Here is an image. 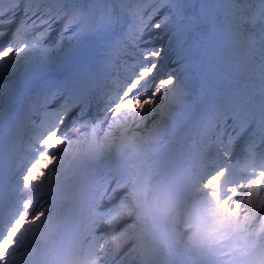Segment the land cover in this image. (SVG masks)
I'll use <instances>...</instances> for the list:
<instances>
[{
	"label": "snow or ice",
	"instance_id": "snow-or-ice-1",
	"mask_svg": "<svg viewBox=\"0 0 264 264\" xmlns=\"http://www.w3.org/2000/svg\"><path fill=\"white\" fill-rule=\"evenodd\" d=\"M161 35L167 40L161 42ZM5 36L0 80L2 69L14 72L18 59L24 60L27 71L48 64L66 43L95 40L99 53L92 66L44 82L48 103L75 97L73 106L79 107L83 100L90 110L95 100L114 116L138 112L144 118L163 97L173 98L183 108L192 92L193 75L204 72L193 113L202 125L201 142L206 140L207 150L214 148L215 153L201 159L203 175L198 183L207 198L204 212L220 224L230 223L235 199L231 193L236 191L225 190L233 167L230 161L241 146L249 153L264 152V0H0V38ZM114 53L117 63L123 62V72L96 99L91 85ZM16 83L9 87L17 90ZM4 88L0 83V94ZM128 102L132 109L113 112ZM73 106L46 114L55 123L40 138L47 151L33 158L21 176L25 189L52 166L51 151L63 143L60 132ZM84 114L82 108L77 118ZM32 208L26 200L24 210L0 235V264H9L8 252L16 247L17 237L43 218V211L33 214Z\"/></svg>",
	"mask_w": 264,
	"mask_h": 264
},
{
	"label": "rangeland",
	"instance_id": "rangeland-1",
	"mask_svg": "<svg viewBox=\"0 0 264 264\" xmlns=\"http://www.w3.org/2000/svg\"><path fill=\"white\" fill-rule=\"evenodd\" d=\"M166 40V35L160 36L161 42ZM5 43L6 41L1 42L0 48H2ZM73 44L68 45L67 48L64 46V49L56 56L57 59L55 61H53L54 57L52 58L50 63L53 62L55 64L53 69L40 70V65L36 66V68H29L26 71L25 64L20 70H15L14 72L11 69H2L4 75L3 79L0 80V83L5 85L4 90H6H3L5 95L0 97V106L9 102L8 107L11 108L10 111H6L4 114L2 113L3 115L1 116L3 118H12L16 123L24 125H26V123L30 124L32 113L34 112L40 115V105L48 102L49 93H46L45 96L39 98V100L37 99L39 90L46 87L44 83L45 81L59 80L58 78L62 76L60 74L62 71H64L65 76L63 78H65L70 74H74L72 68H74V70L77 69L75 71L76 73L85 66H92L93 60L99 53V44L95 40H89L79 44L75 42ZM109 63L105 65L103 73L98 76L94 83H92L90 88L91 94H93L96 88H98V85L101 86L105 70ZM205 63H207V59L205 60ZM215 75L216 73L214 71L210 73V76L214 77ZM203 76L204 72H197L193 75L190 81L192 92L191 95L185 98L183 108L171 97L161 98L159 102L163 104L162 110L159 113H156L154 110L151 114L148 113L146 117L139 118L137 121L139 129L136 130V134L116 135L114 141L109 142L108 144L96 143L94 139L91 137L89 139L88 137L84 141H80L73 145L75 148H73L72 153L81 147V156L79 155L78 158L76 154L72 155L67 162L66 168L63 166L65 162H63V165L60 167L57 165L49 167L44 174L45 176H43L41 187H34L33 191L27 194L28 196L32 195L30 201L33 205V214L40 212L43 207H49L51 206L50 203L53 204L55 202L56 196L53 197V195H51L48 185L50 184V186H54L55 184H65V181L62 179L67 174L76 172L78 168L77 165H80L84 162L83 160H85L88 167L92 168L91 175L86 179L87 184L85 183V189H87V193H89V191L92 193L89 195V203H85H88V205L87 209L84 210V214L88 219L90 216H93L92 219H94L96 229H109L112 225L115 226L117 224L119 217H123L124 215L128 217L126 219V227H128V224L130 223L135 229L132 233L134 234L133 242H128L123 248L118 250L119 245L124 243L126 239H120V242L117 240L115 244H112L110 252L108 251V253H106L108 254V257L106 256L103 258L105 262L107 261V263L103 262V264H114L113 261L115 257H117L115 259L116 261L121 257L120 254L127 255L130 249L133 248L135 244H139V242L140 245L142 242L143 244H145V242H157L158 246L162 244L168 251L175 249L171 242H188L191 244L192 242H197L199 236L200 243L205 242L206 244H210L211 242H231V232L239 231L246 225V223L242 222L241 224V221L236 220V217H234L235 213L231 211L232 215L229 217L230 223L221 224L220 227L217 228L218 234L216 235L211 230L215 226V221H217V219L208 216L201 209L202 206H204L203 201L201 203L199 202L200 200H194V198L189 201L187 198L191 194L180 193L178 189V184H180L183 175L187 174L188 167L192 165V163L188 161L193 159L195 155L191 149H187V152L182 154L184 151L180 150V146H176L175 144L178 143L179 139L183 140L186 135L190 134L187 133L184 136L180 135V132H184L181 130L187 126L195 125V132L196 130L198 133H201L202 131V125L198 124L194 118L193 109L197 106V102L200 98ZM13 81L17 82V90H13L9 87ZM96 96L97 93H95V97ZM98 96H100V90H98ZM190 105L192 106V109L188 108ZM134 113L137 114L136 112ZM130 114H133V112ZM157 115L159 116V120L155 122ZM71 122L72 120H69L68 124H72ZM2 130H5V127L2 128ZM55 152L53 156L55 155ZM180 152L181 155H179ZM178 155L179 157H176ZM68 156H70V154H68ZM169 159H172L173 163L174 161L179 162L182 166L179 169L175 168L177 171L174 172V175H171V172L169 171L170 169L166 168V166L169 165ZM102 160L107 163H102V165L98 166ZM20 161L18 159V165L21 163ZM72 162L74 164H72ZM186 164L187 168L183 169V166ZM123 168L128 169L127 174H125V171L121 173ZM47 173L52 175L48 177ZM116 173L117 176L114 178ZM246 173L248 172H245L244 174L248 175ZM57 176H60V179L57 178ZM169 176H173L176 181L174 185L167 180ZM245 177H248L251 180V194L254 198L257 191L253 180L254 176L248 175ZM157 179L162 182L163 192L158 191L157 193H154V188L155 190H158ZM236 179L238 178H235L234 181H236ZM43 181H46L49 184L45 185ZM151 181L155 184L151 183ZM230 183L231 182H228V184ZM195 184H198L197 181H195ZM153 186L154 188L152 189ZM198 187L199 190H201L200 186ZM83 188L84 186L81 187V189ZM66 194L68 197L71 196L68 192ZM97 197L99 199L94 201ZM113 203H120L119 206H125L126 210L124 209L121 212H116V206H113ZM56 206H58L57 203H55V207ZM200 210L203 212L199 213L198 211ZM256 211L258 213L259 208H252V212H249V218H251L253 214L257 215V213H255ZM133 212L139 213L141 216L135 218ZM194 213H199V215L195 216ZM45 217L46 216L44 215L43 218L37 222V227L43 223L42 221ZM54 217H56L55 214L51 220L54 219ZM193 217L196 219L195 221L192 219ZM236 221L240 223H236ZM263 223L264 222H262V224ZM85 224L86 223H84V225ZM202 224L208 227V230L200 231L198 233L195 226H200ZM148 227H150V230H148ZM257 227L258 225H256L253 230H256ZM117 228L118 225L116 226V229ZM142 228L144 230L147 228L145 235H143V237L136 235ZM261 229L262 228H259V230ZM80 230L81 228H79L78 234L74 236L75 239L73 240L76 249L80 246V242L83 240ZM121 230L122 237L125 234H127L126 236H130L128 231L125 229ZM29 232L30 230H28L27 227L24 232L18 236L17 241H19V237H21V241L17 246L18 248L16 247L13 252H8L9 264H18V261L23 258V254L20 252L22 250H28V247L32 245V242H30L31 240L27 238V236L30 235ZM113 233L115 234V232H112V234ZM256 233H258V231L251 232L250 235H248L250 242H252L254 234ZM112 234H109L108 236H112ZM31 239L34 240V237ZM210 247L211 248L207 250H210V252L205 251V249L197 251L199 252L197 254H199L200 260L202 257L205 258L207 264H214L210 260L208 261L209 258H207L206 255L209 254L218 255L220 259L219 264H229V262L240 264L236 260H242L244 257L242 256L241 259H238L235 256L219 255L217 249H214L212 246ZM95 253L97 255L98 251ZM99 253L102 254V251L99 250ZM107 258L112 260H107Z\"/></svg>",
	"mask_w": 264,
	"mask_h": 264
},
{
	"label": "bare ground",
	"instance_id": "bare-ground-1",
	"mask_svg": "<svg viewBox=\"0 0 264 264\" xmlns=\"http://www.w3.org/2000/svg\"><path fill=\"white\" fill-rule=\"evenodd\" d=\"M54 36H55V33H53V39H54ZM7 39H8V37L5 36L4 40L7 41ZM73 43H75V42L66 43L65 48H67L68 45H72ZM59 54L60 53L55 54L53 56L54 57L53 61H55L57 59L56 56ZM118 59H119L118 55L113 54L112 60L105 70L104 78L101 82V86L98 85V88H96V92H97L96 99H99L104 92L108 91L112 85V81L118 78L119 73L123 72V67H124L123 62L120 61L119 63H117ZM24 64H25L24 60L18 59L15 70H20ZM54 65L55 64L53 62H51V63L49 62L48 64H46L44 66L41 65L40 70L41 69L42 70L43 69H48V70L53 69ZM38 66H40V65H38ZM5 69H10V68H5ZM60 74L62 76H60V78H58V79H62L65 76L64 71H62ZM98 90H100V96H98ZM46 93H48V91L46 90V87L41 88L39 90V95L37 96V99L39 100V98H42L43 96H45ZM3 95H5V94L4 93L0 94V97ZM65 102H66V104L70 102L72 105H75L77 103V100L75 97H67V96L61 97V98H58L55 101L51 102L52 105L51 104H48V105L47 104H41L40 109L45 110V108L48 107V108L53 109L52 111H55V112L60 111L61 107L63 106V104ZM79 104H80L79 107H75V106H73V107L75 109H77L76 112H78V113L83 108L85 110V114L83 117L79 118L75 123H72L71 125H65L64 124V126L62 127V130L60 132V136L63 137V143H61L58 147L53 149V151H57V153L53 156L55 159H54V162L52 163V166L57 165L60 167L61 165H63V162L66 163L67 159L69 158L68 154H70V155L72 154V151H73L72 146L77 144L80 141H84L88 137H89V139H90V137L92 139H94V141L96 143H100V144L107 143L108 144L109 142L114 141V138L116 135H134V134H136V130L139 129V125H138L137 121L139 118H141V116L138 112H136L137 114H135L134 112H133V114H130L132 112H122L119 116H114V115H110V114L104 112L102 104H97L96 102H94L91 105V107L93 106V108L90 110L85 106V102H79ZM7 105L8 104L5 103L4 105H2L0 107H2L4 109L5 107H7ZM135 106L139 107V104L137 103ZM131 107L132 108L134 107L133 103L128 102L126 104L120 105L117 109H114L113 112L114 113L119 112L120 108L131 109ZM162 108H163V104L158 102L156 105V108H155L156 113H159L162 110ZM188 108L192 109V106L190 105ZM151 113L152 112H149V114H151ZM33 117H34L35 121H32ZM194 118H195V116H194ZM158 120H159V116L157 115L155 122H157ZM51 122H52L51 116H47L46 113H44L42 116H39V115H37V113H34V112L32 113V118H31L30 124L27 123V125L20 128V132L22 133V138L20 139V143L17 146V148L20 149V154H23V150H25V146L27 144H31L34 141L36 142V140L38 139V136L41 133L47 132L45 130V128H46L45 124H47L49 126ZM194 127H195V125L187 126V127L183 128V130H181V131H184V132L183 133L180 132L181 136H184L187 133H190V134L186 135L183 138V140L179 139L178 143L175 145L180 146L182 149H185V150L191 148L190 147V146H192L191 144H196V143L198 145H201L204 148H207V141H204L203 143L201 142V135H200V133L197 132V130L195 132ZM20 144H21V148L19 147ZM82 145H84V144H82ZM60 146H61V148H60ZM261 152L262 151H257L256 153H249V152H247V150H245V152L242 154V157H241V155L239 156V158L241 157L239 160H237L236 162L233 161L234 162L232 164L233 167L229 170L228 175L226 176V180L228 182H231V183L226 186L225 190H227L228 187L236 189V191H233L231 193V195L235 196V199L232 200L231 205H230L231 211H233L235 213L234 217H236V220L241 221V224H242V222L246 223V225H247L246 228L240 229L239 231H235L233 234H231V239H230L231 242H211L210 244H206L205 242L200 243L199 242L200 236H199L198 242H192L191 244L187 243L188 245L186 244V245L182 246V248L174 246V248L180 249V251H181L179 254L180 259H182L185 262L187 261L189 263L188 260L191 259V256L194 253H196L199 250H204V249H205V251H207L209 248H211L210 246L214 247V249H217L219 252L218 253L219 255L236 256L238 259H241L242 256H244L242 260H237L241 264H246V261L248 259H250L247 257L248 248L253 243H251V244L249 242L237 243L236 241H244L246 239L247 234L251 230H253V228L256 225H259L262 222H264V178H262V176H261V174L264 173V152H262V153ZM214 153H215L214 148L211 151H208L206 149V151H204L202 153V155L197 158L196 163H194L188 167L187 174L183 175L180 184H178V189H179L180 193L191 194L187 198L189 201L193 200V198H194V200H198V201L200 200L199 202H201V203L203 201L205 207L207 206V204H206L207 198L205 197L203 192L201 190H199V187H198V186H200L198 183L199 177L201 175H203L201 159L203 158L206 161L207 159L211 158L214 155ZM260 153H261V158L258 159L255 163L257 165L261 166L262 168L260 170H259V168H256L257 171L253 172L254 173L253 180L255 183L256 190H257L255 193V197L253 198L252 194H251V180H250V178L245 177L248 175H245L244 172L248 171L247 169L251 165V161H248V159H251L254 154H260ZM32 159H33V157H32ZM26 162H27V165L25 164V166H22V168H20L18 171L12 170V172H10V173L7 172L8 173V179L11 178L10 182H13V181L16 182V185L18 188L23 187V183L21 181V176H22L23 172L25 170H27L28 164L31 163L30 160L29 161L27 160ZM102 163H107V162L102 160L98 166L102 165ZM230 163H231V161H230ZM197 164L199 165L200 169L197 166ZM166 168L172 170L173 172H176V170L172 166H166ZM124 171H125V174H127L128 169L123 168L121 170V173H123ZM117 173L114 175V178H116ZM15 175L17 177L15 178V180H13V176H15ZM234 177H238L240 180L234 181ZM167 180L172 184H174L176 182L174 180L173 176H169L167 178ZM195 181H197L198 184H195ZM212 182L215 183V180ZM40 183H41V180L39 182H37L36 185L40 186ZM6 184L9 185V182ZM157 184H158V190H163L162 182L159 181L158 179H157ZM97 189H98V187H97ZM29 198L30 197H28L27 199L20 201L16 204L14 203L10 213L7 214L6 219L2 220L0 222V231L2 229H7V227L11 223V220L13 218H15V216L21 212V211H18L19 207L22 206V208H23V203L26 200H29ZM197 198H199V199H197ZM97 199H99V198L98 197L95 198L94 201ZM119 204L120 203H116L113 205V206H116V212H121L124 209L126 210L125 206H119ZM117 206H119V207H117ZM204 206H202V208H201L203 211L205 209ZM252 208H254V209L259 208V211H258L257 215L254 214L253 217L249 220V212H251ZM221 209H223V205H221ZM202 210H200L198 212L202 213L203 212ZM41 211L44 212V215L46 216L45 218L51 217L54 213V210L51 206L43 207ZM199 213H194V215L198 216ZM72 218H76V220L78 222L85 220L86 222L85 221L84 222L86 224L83 227H81V230H80L82 233V236H83V240H82V242H80V246L77 247V249H76L74 247L75 242H69V244H70L69 250H74L76 254L83 255V254H86L88 252H94V251L97 252V249H100V251H102V254H100L99 251L97 253V255L100 257L99 264H103V262H105L103 258H105L106 256L108 257V254H106V253H108V251L110 252V249L112 247L111 243H105L107 241V239L111 236H108V237L104 236L105 234L110 233V232H115V234L113 233L112 236L118 237L117 240L119 242L121 241L120 239H123V238L126 239L124 241V243L119 245L118 250L123 248V246L125 244H127L128 242H131V240H132L131 235L126 236L127 234H125L122 237V234H121V232H122L121 229H125L126 231H129V233H132V231H133V226H131L130 223L128 224V227H126V224H127L126 219L128 217L125 215L123 217H119L117 224L115 226L112 225V227H110L109 229H107V228L96 229L95 224H94V219H92L93 216H90V218H89L90 220H89L88 217L85 214H83L81 211L80 212L76 211V215H74ZM192 219L194 221L196 220L194 217ZM213 221H215V220H213ZM238 221H236V223H240ZM117 225H118V228L116 229ZM220 225H221L220 223L215 221V226L213 227V229L211 231L217 235L218 234L217 228L220 227ZM32 228H33V233H35L37 231V223L35 225H32ZM195 228H196V231L198 233L200 231H207L208 230V227L204 226L203 224L200 226H195ZM258 236H259L258 242H255L253 245V247H255L253 255L256 253V251L260 247L264 246V224H262V229L259 232ZM96 237H98V238H96ZM222 238H224V237H222ZM90 241H92V242H90ZM58 243H60V242H58ZM240 243H243L244 246ZM18 244H19V242L16 243V247L18 246ZM59 245H61V244H58V246ZM16 247L9 249V252H13V250ZM30 248H32V247H30ZM138 248L139 247L136 246L135 248L131 249V251L127 255L120 254L121 257L118 260H116L115 264H150V263H142L138 259L135 258L139 254V252L141 251V250H138ZM21 252H22V254H25L24 250ZM209 252H210V250H209ZM206 256L209 257V260L212 263L219 264L220 259H219L218 255L209 254ZM116 258L117 257H115L114 259H116ZM107 260H112V259L107 258ZM243 260H245V261H243ZM105 263H107V261Z\"/></svg>",
	"mask_w": 264,
	"mask_h": 264
},
{
	"label": "clouds",
	"instance_id": "clouds-1",
	"mask_svg": "<svg viewBox=\"0 0 264 264\" xmlns=\"http://www.w3.org/2000/svg\"><path fill=\"white\" fill-rule=\"evenodd\" d=\"M76 155L80 152L76 151ZM45 232V225L41 223L38 227L36 239L40 240L32 264H99L100 257L95 252H88L83 255L76 254L74 250H59L49 243L47 238L41 236ZM118 237L111 236L105 243L115 244ZM100 249H97L99 251ZM246 264H264V246L260 247L256 253L246 261Z\"/></svg>",
	"mask_w": 264,
	"mask_h": 264
}]
</instances>
